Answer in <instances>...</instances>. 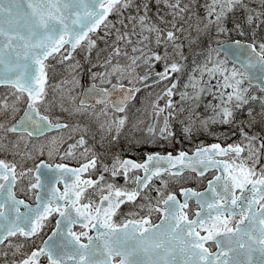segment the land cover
Instances as JSON below:
<instances>
[{"label":"snow or ice","instance_id":"1","mask_svg":"<svg viewBox=\"0 0 264 264\" xmlns=\"http://www.w3.org/2000/svg\"><path fill=\"white\" fill-rule=\"evenodd\" d=\"M0 264H264V0H0Z\"/></svg>","mask_w":264,"mask_h":264}]
</instances>
